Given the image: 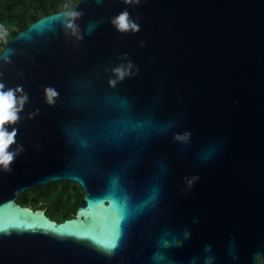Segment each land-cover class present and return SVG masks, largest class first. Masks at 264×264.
Segmentation results:
<instances>
[{"label":"water","instance_id":"95a60500","mask_svg":"<svg viewBox=\"0 0 264 264\" xmlns=\"http://www.w3.org/2000/svg\"><path fill=\"white\" fill-rule=\"evenodd\" d=\"M0 84L27 97L5 125L0 264H264V0H78L4 44ZM57 182L81 188L72 218L15 202Z\"/></svg>","mask_w":264,"mask_h":264},{"label":"trees","instance_id":"16d2710c","mask_svg":"<svg viewBox=\"0 0 264 264\" xmlns=\"http://www.w3.org/2000/svg\"><path fill=\"white\" fill-rule=\"evenodd\" d=\"M77 1L78 0H0V52L4 44L12 36L19 30L28 26L32 21L45 15L72 9ZM47 189H49V192L59 191L58 194H60V192H70V194L68 193L61 197L65 202L62 204L64 207L62 212H55L51 209L48 213L49 216L57 222L72 218L81 199V188L72 182H57L32 190L34 194L40 195ZM56 196L53 197V200L60 198Z\"/></svg>","mask_w":264,"mask_h":264},{"label":"clouds","instance_id":"9594fccd","mask_svg":"<svg viewBox=\"0 0 264 264\" xmlns=\"http://www.w3.org/2000/svg\"><path fill=\"white\" fill-rule=\"evenodd\" d=\"M124 2L126 4L132 3V0H124ZM69 15L75 18L79 14L72 12ZM113 23L117 30L121 33H127L129 31L139 32L140 30L138 25L129 21V14L127 11L122 12L118 17H116ZM68 27L72 28L73 25L69 24ZM131 68L132 65L129 64L127 68L122 66L121 68L115 69L114 74L117 77V80L122 81L125 77L129 76ZM117 80L109 81L110 86L115 87ZM21 91L22 89L19 88L5 91L4 85L0 84V169L4 170H8L14 160L15 153H10L8 149L15 143V137L17 135L16 130L9 133L6 130L5 125H14L19 119L18 113L22 110V107L27 100L26 96H22L20 99H17L16 93ZM45 95L47 103L52 105L54 104L58 93L54 89L48 88L45 90ZM188 137L189 134H185L183 136H177L176 139L178 141H186Z\"/></svg>","mask_w":264,"mask_h":264},{"label":"flooded vegetation","instance_id":"af4514ba","mask_svg":"<svg viewBox=\"0 0 264 264\" xmlns=\"http://www.w3.org/2000/svg\"><path fill=\"white\" fill-rule=\"evenodd\" d=\"M28 192H30V193H28ZM58 192L59 191L49 192V189H47L46 191H43L42 194L38 195V194H34L33 190L31 189V190H27V191L19 194V196L17 197L15 202L18 205H20L22 207H28L31 210H36V209L44 210L45 215L48 218H50L51 220H53L48 214L49 211L52 209L55 212H62V210L64 209L62 204H64L65 202H64L63 198H61V197L67 195L68 193L70 194V192H62L63 194L61 192H60V194H58ZM56 195L59 196L60 198L53 200V197ZM35 206H37V207H35ZM250 254L251 253H249L245 257H247L248 260L251 259L253 261L252 264H263V259H262L261 255L256 253L255 250L252 251L251 258L249 257ZM204 263L205 264H248L246 262L229 261V258L227 256V254H225V253H222V254L216 253V255L214 253H210V254L206 255V257L204 259ZM176 264H197V263H195L194 258H189L187 261L179 259L176 262Z\"/></svg>","mask_w":264,"mask_h":264},{"label":"snow or ice","instance_id":"6c2138e0","mask_svg":"<svg viewBox=\"0 0 264 264\" xmlns=\"http://www.w3.org/2000/svg\"><path fill=\"white\" fill-rule=\"evenodd\" d=\"M27 216L31 217L32 220L36 221L37 220V216H34L32 213H27ZM4 217H3V213H2V209H0V221H3ZM16 223H9L8 226H14ZM0 226H3L2 224H0Z\"/></svg>","mask_w":264,"mask_h":264}]
</instances>
